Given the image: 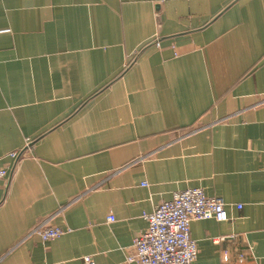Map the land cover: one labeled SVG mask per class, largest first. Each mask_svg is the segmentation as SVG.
<instances>
[{
	"label": "crops",
	"instance_id": "crops-1",
	"mask_svg": "<svg viewBox=\"0 0 264 264\" xmlns=\"http://www.w3.org/2000/svg\"><path fill=\"white\" fill-rule=\"evenodd\" d=\"M0 169V264H136L194 186V264H264V0H0Z\"/></svg>",
	"mask_w": 264,
	"mask_h": 264
},
{
	"label": "built area",
	"instance_id": "built-area-1",
	"mask_svg": "<svg viewBox=\"0 0 264 264\" xmlns=\"http://www.w3.org/2000/svg\"><path fill=\"white\" fill-rule=\"evenodd\" d=\"M16 154L11 153L12 156ZM5 174L6 170L0 169V178ZM143 218L146 227L134 237L133 251L127 255V263L194 264L197 245L190 236L191 221L208 218L223 221L228 216L221 197L206 195L202 187L194 186L175 191L170 199L161 201L152 211L144 213ZM50 219L39 220L28 235L36 234L46 241L68 230L52 225ZM107 219L112 221L113 217ZM82 264L95 263L92 257L84 256Z\"/></svg>",
	"mask_w": 264,
	"mask_h": 264
}]
</instances>
